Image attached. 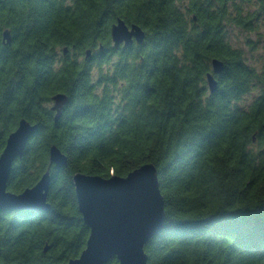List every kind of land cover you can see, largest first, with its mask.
Returning <instances> with one entry per match:
<instances>
[{"label": "trees", "instance_id": "1", "mask_svg": "<svg viewBox=\"0 0 264 264\" xmlns=\"http://www.w3.org/2000/svg\"><path fill=\"white\" fill-rule=\"evenodd\" d=\"M230 2L0 0V155L22 120L38 127L8 191L51 173L50 211L0 210V264L79 258L90 229L74 176L126 177L145 165L165 205L148 264H264V71L228 37L230 26L255 30L264 3L250 14ZM120 19L144 30L142 45L114 47ZM214 59L225 68L211 94ZM58 94L68 101L56 122ZM52 146L66 166L51 164Z\"/></svg>", "mask_w": 264, "mask_h": 264}, {"label": "water", "instance_id": "2", "mask_svg": "<svg viewBox=\"0 0 264 264\" xmlns=\"http://www.w3.org/2000/svg\"><path fill=\"white\" fill-rule=\"evenodd\" d=\"M115 48H128L134 43L142 45L146 33L138 25L128 26L118 20L112 27ZM4 42L12 43L9 30L3 33ZM65 49L64 53H67ZM91 51H87L89 57ZM213 72L207 75L211 94L218 90L216 75L225 68L219 59L212 62ZM65 94L53 98L52 110L55 121L62 116L67 103ZM37 125L22 120L15 132L8 137L6 147L0 155V210L45 211L51 209L48 195L51 188V173L48 170L39 182L20 194L9 192L8 181L15 162L24 156L29 140ZM67 157L57 146L50 149V162L58 167L66 166ZM74 185L80 212L90 229L85 250L79 258L67 264H107L116 257L119 264H148L144 246L164 228L165 205L153 165H145L126 177L89 176L82 173L74 176ZM48 248L45 249L47 251Z\"/></svg>", "mask_w": 264, "mask_h": 264}, {"label": "rangeland", "instance_id": "3", "mask_svg": "<svg viewBox=\"0 0 264 264\" xmlns=\"http://www.w3.org/2000/svg\"><path fill=\"white\" fill-rule=\"evenodd\" d=\"M264 0H231V11L242 7L245 13L254 14L261 11ZM229 41L235 48L242 49L247 63L257 71H264V11L259 16L255 30H245L235 26L228 27ZM259 95V89L248 94L241 104L249 106Z\"/></svg>", "mask_w": 264, "mask_h": 264}, {"label": "flooded vegetation", "instance_id": "4", "mask_svg": "<svg viewBox=\"0 0 264 264\" xmlns=\"http://www.w3.org/2000/svg\"><path fill=\"white\" fill-rule=\"evenodd\" d=\"M7 190H8V188H7Z\"/></svg>", "mask_w": 264, "mask_h": 264}]
</instances>
